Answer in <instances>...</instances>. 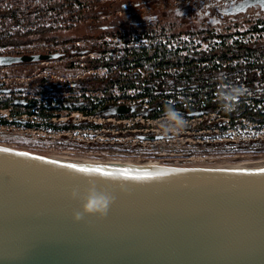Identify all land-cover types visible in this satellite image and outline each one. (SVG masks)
Here are the masks:
<instances>
[{
	"label": "water",
	"instance_id": "1",
	"mask_svg": "<svg viewBox=\"0 0 264 264\" xmlns=\"http://www.w3.org/2000/svg\"><path fill=\"white\" fill-rule=\"evenodd\" d=\"M252 7L264 11V0H245L228 13ZM62 54H2L0 66L56 59ZM77 85L82 82L51 83L45 88ZM135 111L134 105L114 103L99 110L119 116ZM160 137L143 135L144 139ZM0 148L11 150V154L0 153V264H264V174L256 172L264 167L92 163L7 145ZM18 152L61 164L107 166L113 171H187L168 172L161 180L147 182L100 181L103 190H117L106 217L76 222L72 213L79 209V202L70 198L69 170L15 155ZM235 169L253 174L231 171Z\"/></svg>",
	"mask_w": 264,
	"mask_h": 264
},
{
	"label": "trees",
	"instance_id": "2",
	"mask_svg": "<svg viewBox=\"0 0 264 264\" xmlns=\"http://www.w3.org/2000/svg\"><path fill=\"white\" fill-rule=\"evenodd\" d=\"M89 4L93 5V0H0V55L20 54L15 51L16 46L33 42L26 39L32 35L39 36L40 32L54 28L59 23H64L65 27H73L75 23L88 17L82 9L87 8ZM167 24L155 23L141 28L135 27L126 33L104 32L126 37V44L114 49L119 50L116 55L107 59L103 55L100 60V63L109 69V75L95 78L89 84L82 83L81 86L58 89L74 91L83 87L101 90L105 97L87 98L82 101L83 104L76 106L75 102L78 101L75 99L37 98L48 92L45 87L29 85L23 91L12 87L10 92L2 91L4 87H0V107L13 106L15 113L20 114L31 111L33 105L37 104L45 119L51 118L57 110L66 108L95 113L99 112L102 104L110 97L107 94H111L116 87L123 96L127 95V88L135 90L134 96L149 95L154 104V108L147 115L149 117L163 115L169 105L188 114L191 111L185 103L190 101L197 103L198 110L205 108L206 112H209L223 103L222 97L214 100L216 94L227 93L234 88H225L224 83L232 82L238 75L244 76L255 68H260L264 77V46H249L240 38H236L238 34H245L250 30H264V18L251 22L245 31L240 28L234 31H218L213 27L177 31L173 24ZM104 33L101 32V35ZM198 38L209 42L214 39L219 41L216 40L209 49L197 51L192 43ZM108 50L107 48L104 52ZM24 52L27 51H22ZM25 91L27 94L21 95ZM166 97H173V102L165 101ZM238 112L251 120L261 119L264 123V109L256 113L246 107ZM48 124L54 127L67 126Z\"/></svg>",
	"mask_w": 264,
	"mask_h": 264
},
{
	"label": "rangeland",
	"instance_id": "3",
	"mask_svg": "<svg viewBox=\"0 0 264 264\" xmlns=\"http://www.w3.org/2000/svg\"><path fill=\"white\" fill-rule=\"evenodd\" d=\"M126 1L100 0L102 4L106 3L108 5L107 9L110 10H107L109 11L106 12L107 14L102 13L96 19L84 18L80 22L75 23L73 27H65L64 23H59L54 28L40 32L39 36H27L26 40L33 42L21 45L20 49L27 51L24 53L67 52V43L78 39L87 46L86 48L96 49L97 45L93 46L91 43L95 41L97 36L101 35V32L120 31L126 33L131 28L147 26L150 24L148 23L149 19L154 22L151 24L171 23L177 31L211 27L218 31H234L236 28L245 31L251 25V22L259 20L258 18L249 19L251 14L257 10L254 7L246 13L247 15L243 14L236 18V22H241L242 24L235 25L232 21H227L225 25H219L221 22L218 21L214 24L203 22L208 19L206 17L208 10H205L204 7L199 11V7L202 4L195 3L196 0H132L135 6L122 8L120 4ZM121 11L122 14H119ZM120 37L122 39L121 44L120 42L110 44L111 48H108L109 50L105 52V59L111 55H116V52L119 51L114 50L116 47H123L126 44V37ZM196 40L197 43H202L201 45L204 49H209L211 44L218 39H214L211 42L199 38ZM261 41H264V37H261ZM69 52L62 58H58L62 59L57 65V68L62 73L68 70L66 63L72 58ZM25 64L31 63L10 65L7 74L20 73L26 67ZM109 73L110 71L108 70L107 74ZM43 95L38 97L42 98L44 97ZM162 124V127H164L165 122ZM198 124L199 121L196 120L192 126ZM131 128L128 125L122 126L120 129L123 132L116 138L115 142H59V145H56L55 148L63 150L64 154L70 158L92 163L158 162L186 165L255 167L257 166L255 165L256 162H264V126L257 127L254 124H248L241 128L237 126L229 135L221 133L217 136H212L211 133L206 132L207 130L182 129L177 133L168 135H165L164 131H160L158 134L161 137L155 140L144 139L143 133L134 132L135 130ZM0 142H5L15 147L41 151H45L47 148L28 143L19 136L13 137L6 134L0 136Z\"/></svg>",
	"mask_w": 264,
	"mask_h": 264
},
{
	"label": "built area",
	"instance_id": "4",
	"mask_svg": "<svg viewBox=\"0 0 264 264\" xmlns=\"http://www.w3.org/2000/svg\"><path fill=\"white\" fill-rule=\"evenodd\" d=\"M261 37H264V30H250L246 34H238L236 38H240L244 44L249 46H264V41H261ZM184 38V37H182ZM185 39V38H184ZM194 39L192 45L195 46V50H206L197 43ZM122 42L119 35L111 33H104L95 38V41L91 43L96 46V49H92L82 43L79 39L67 43V52H62V56H65L69 50L71 53V59L66 66L68 70L62 73L57 65L62 59H49L41 60L38 62H31V64H25L26 67L20 71V73L7 74L10 66H0V87H27L28 85L33 87L44 88L51 83L63 84V83H90L95 78H101L108 76V68L100 63L104 50L111 48L109 45ZM99 46V47H98ZM103 47V48H101ZM15 51H19L22 54L20 46H16ZM54 51H47V53ZM98 53V54H97ZM59 57V58H62ZM100 58V59H99ZM59 60V61H58ZM258 74V76H255ZM15 81V82H14ZM87 84V85H88ZM225 88H241L243 93L235 98L233 106L226 109L224 103L218 105L214 110L205 112L200 116H190L186 113H181L186 121V126L183 129L188 130H207L212 136L224 133L229 135L237 126L248 124H254L257 127L264 126L261 119L251 120L247 116L242 115L238 111L246 107H250L254 112L259 113L264 109V77L260 68L252 69L248 71L246 75H238L232 82L224 83ZM109 98L102 104L104 106L107 103L114 104H127L136 106V111L129 115H102L100 112L86 113L80 109H62L57 110L53 116L49 119H45L40 113L39 105L35 104L31 111H24L20 114H16L13 106L0 107V136L3 134L11 135L13 137H21L28 143L33 145L47 147L45 151L31 149L43 153L52 154L59 157L68 159L69 156L64 154L63 150L56 149V145L59 142H79V143H93L98 141L100 143L115 142L120 134H122V126H131L134 132L144 134H158L163 131V122H166L165 113L163 115L153 118L144 114V111L154 107L152 99L149 95L134 96L135 90L133 88H127L126 96L120 95V90L114 88ZM27 92H22L21 95H26ZM226 92L216 94L214 100L224 96ZM105 93L101 90L93 91L83 87H79L74 91L66 90L59 91L58 89L48 91L43 96L45 99L48 97H59L62 99H75L77 101H84L87 98L96 99L99 97H105ZM115 95H120L118 98ZM22 97V96H21ZM37 98H40L37 96ZM165 101L173 102V97L164 98ZM189 105L190 111L198 110L197 103L190 101L185 103ZM202 105H204L202 103ZM5 120V121H3ZM15 120H18L15 121ZM198 120L199 124L192 126L193 122ZM82 122H86V125H82ZM48 123L54 124H67V126L54 127ZM0 145H7L5 142H0ZM15 147V146H12ZM20 148V147H19ZM28 149V148H25ZM75 160V159H73Z\"/></svg>",
	"mask_w": 264,
	"mask_h": 264
},
{
	"label": "snow or ice",
	"instance_id": "5",
	"mask_svg": "<svg viewBox=\"0 0 264 264\" xmlns=\"http://www.w3.org/2000/svg\"><path fill=\"white\" fill-rule=\"evenodd\" d=\"M0 153L11 154V150L8 148H0ZM17 156L21 157H29L34 160H38L42 163L53 165L58 169H68L69 175L67 177V182L72 186V188L84 189L90 183L96 185L98 190H103L100 181H136V182H147V181H155L161 180L164 178L168 172H183L187 171L186 169H170V170H156V171H148V170H140V169H132V168H122L118 170H110L107 166H88L81 165L76 163H67L61 164L57 160H48L43 156H30L27 152H18L15 153ZM241 174H253L248 172V170L244 169H235L231 170ZM257 173L264 174V169L256 170ZM113 194L116 199L117 190L109 191ZM114 199V201H115Z\"/></svg>",
	"mask_w": 264,
	"mask_h": 264
},
{
	"label": "clouds",
	"instance_id": "6",
	"mask_svg": "<svg viewBox=\"0 0 264 264\" xmlns=\"http://www.w3.org/2000/svg\"><path fill=\"white\" fill-rule=\"evenodd\" d=\"M243 93L241 88H232L224 96L222 102L226 109L233 106L235 98ZM166 122L164 134L177 133L186 126V121L182 114L173 106L169 105L165 109ZM123 191V189H122ZM70 198L79 202V209L74 210L72 219L76 222L84 220L85 217H96L103 219L106 217L110 206L114 203V196L106 190H98L96 185L90 183L86 188H72Z\"/></svg>",
	"mask_w": 264,
	"mask_h": 264
},
{
	"label": "flooded vegetation",
	"instance_id": "7",
	"mask_svg": "<svg viewBox=\"0 0 264 264\" xmlns=\"http://www.w3.org/2000/svg\"><path fill=\"white\" fill-rule=\"evenodd\" d=\"M81 1L85 2V1H89V0H81ZM131 1L132 0H127L124 3H121L120 6L122 8L135 6L134 1H132V2ZM243 1H245V0H196L195 3H201L202 4L199 7V11L201 9H203L204 7H205L204 8L205 10H208L207 16H206L208 19L203 21V22H208V23L214 24L215 22L218 21V22H221V23H219V25L220 24L225 25L227 21H232L233 24L237 25V24H242V23L236 22L237 21L236 18L240 15L246 14L251 8H248L247 11H245V12H240V13H235V14L228 13V12L232 7L240 4ZM93 3L96 5L93 4L94 5L93 6V5L89 4V6L87 8L82 9L85 16H86V14L88 15L87 18L96 19L98 17V15H102V13L109 12L107 10H110V9H107L108 5L106 3L102 4L100 2V0H93ZM255 9H257V10H255L256 12L253 13L254 15L251 14L249 19L264 18V11L261 10L260 7H255ZM119 14H122V11ZM151 21L152 20L149 19L148 23H150V24L154 23Z\"/></svg>",
	"mask_w": 264,
	"mask_h": 264
},
{
	"label": "bare ground",
	"instance_id": "8",
	"mask_svg": "<svg viewBox=\"0 0 264 264\" xmlns=\"http://www.w3.org/2000/svg\"><path fill=\"white\" fill-rule=\"evenodd\" d=\"M260 162H261V161H260ZM255 165H257V166H255V167H264V162H261V163H257V162H256Z\"/></svg>",
	"mask_w": 264,
	"mask_h": 264
}]
</instances>
